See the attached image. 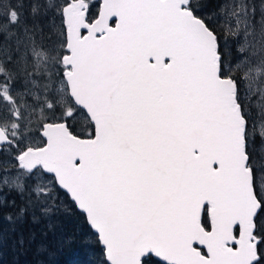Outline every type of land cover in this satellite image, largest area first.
<instances>
[{
    "label": "snow or ice",
    "instance_id": "obj_1",
    "mask_svg": "<svg viewBox=\"0 0 264 264\" xmlns=\"http://www.w3.org/2000/svg\"><path fill=\"white\" fill-rule=\"evenodd\" d=\"M208 2L0 0V252L63 194L100 264H264V0Z\"/></svg>",
    "mask_w": 264,
    "mask_h": 264
},
{
    "label": "trees",
    "instance_id": "obj_2",
    "mask_svg": "<svg viewBox=\"0 0 264 264\" xmlns=\"http://www.w3.org/2000/svg\"><path fill=\"white\" fill-rule=\"evenodd\" d=\"M210 3L212 4L213 0H209L205 12H208ZM61 220L64 230L69 235H75L76 243L70 248H66L63 254L56 257L59 264H100L102 259L101 249L95 244V239L88 228L84 215L72 205L70 200ZM0 223H6L2 216H0ZM84 237L91 241V247L85 248L80 244V240ZM24 259L26 258L17 256L14 249L8 247L0 252V264H16L18 260L22 261Z\"/></svg>",
    "mask_w": 264,
    "mask_h": 264
},
{
    "label": "rangeland",
    "instance_id": "obj_3",
    "mask_svg": "<svg viewBox=\"0 0 264 264\" xmlns=\"http://www.w3.org/2000/svg\"><path fill=\"white\" fill-rule=\"evenodd\" d=\"M222 0H213V3L209 4L208 12H212L220 3ZM61 199L64 201V204L67 206L69 203V200L61 194Z\"/></svg>",
    "mask_w": 264,
    "mask_h": 264
}]
</instances>
